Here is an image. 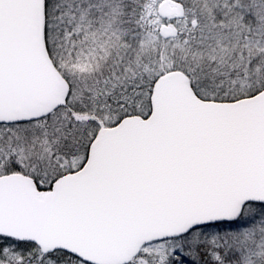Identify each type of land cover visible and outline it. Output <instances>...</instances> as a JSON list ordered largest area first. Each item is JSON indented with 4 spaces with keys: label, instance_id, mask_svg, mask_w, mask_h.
Segmentation results:
<instances>
[{
    "label": "snow or ice",
    "instance_id": "6c2138e0",
    "mask_svg": "<svg viewBox=\"0 0 264 264\" xmlns=\"http://www.w3.org/2000/svg\"><path fill=\"white\" fill-rule=\"evenodd\" d=\"M0 264H264V0H0Z\"/></svg>",
    "mask_w": 264,
    "mask_h": 264
}]
</instances>
